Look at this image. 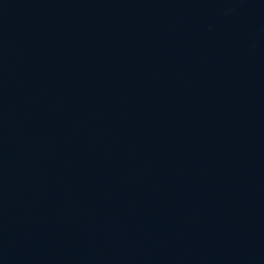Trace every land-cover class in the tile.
Returning a JSON list of instances; mask_svg holds the SVG:
<instances>
[{
  "label": "water",
  "instance_id": "1",
  "mask_svg": "<svg viewBox=\"0 0 264 264\" xmlns=\"http://www.w3.org/2000/svg\"><path fill=\"white\" fill-rule=\"evenodd\" d=\"M0 264H264V0H0Z\"/></svg>",
  "mask_w": 264,
  "mask_h": 264
}]
</instances>
